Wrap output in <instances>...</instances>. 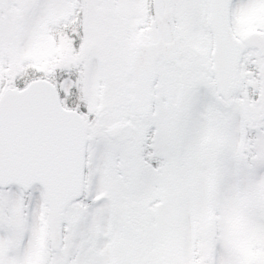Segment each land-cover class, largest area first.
<instances>
[{
	"label": "snow or ice",
	"instance_id": "obj_1",
	"mask_svg": "<svg viewBox=\"0 0 264 264\" xmlns=\"http://www.w3.org/2000/svg\"><path fill=\"white\" fill-rule=\"evenodd\" d=\"M0 264H264V0H0Z\"/></svg>",
	"mask_w": 264,
	"mask_h": 264
}]
</instances>
